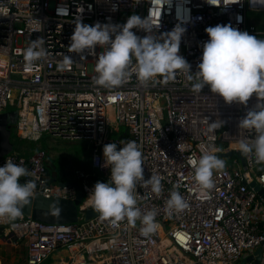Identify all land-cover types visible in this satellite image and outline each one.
<instances>
[{"label": "built area", "instance_id": "built-area-1", "mask_svg": "<svg viewBox=\"0 0 264 264\" xmlns=\"http://www.w3.org/2000/svg\"><path fill=\"white\" fill-rule=\"evenodd\" d=\"M63 6L67 15L57 13ZM150 6V0H0V11L8 13L0 15V113L8 105L14 108L15 132L34 141L44 133L86 138L91 145L90 166L100 174V182L110 177V169L103 166V146L114 142L119 149L135 140L142 151L144 179L163 177L161 194L142 183L135 191L141 213H157L159 227L146 237L140 220L131 227L126 220L102 221L98 214L86 219L91 209L86 200L94 183L87 181L88 173L77 171L84 194L75 222L47 223L23 213L15 221L0 220L7 240L25 242L26 264H42L59 248L69 252L59 264H245L244 256L256 248L262 249L260 264H264V198L255 189L264 191V163L257 164L254 156L243 157L237 150L241 139L255 138L254 132L239 129L238 122L257 104L256 95L246 105L229 104L207 85L193 92L195 81H188L183 72L167 84L159 77L141 84L132 75L121 87L109 90L93 82L97 55L103 49L97 46L94 55L68 52L79 19L88 25H122L132 14L146 17ZM151 11L159 13L154 17L160 22L157 34L177 24L185 29L178 54L193 72L209 39L206 27L230 24L251 35H264V26L257 25L259 18L249 19V14L264 16V0H240L219 7L207 0H169L162 9ZM133 31L145 35L142 30ZM38 37L44 38L47 56L27 69L24 50ZM62 54L73 58L70 71L57 70ZM111 114L118 125H124V132L110 125ZM216 120L223 121L222 126L212 129L210 123ZM114 132L117 137L110 136ZM36 135L39 138L33 139ZM216 148L222 149L216 155L235 158L231 166L214 171V188L204 194L193 179L190 160ZM45 157L44 148L27 157L11 152L0 158V166L11 159L28 169L29 175L20 182L34 180V195L73 199L72 186L49 179ZM174 190L189 207L169 214L166 201Z\"/></svg>", "mask_w": 264, "mask_h": 264}, {"label": "clouds", "instance_id": "clouds-1", "mask_svg": "<svg viewBox=\"0 0 264 264\" xmlns=\"http://www.w3.org/2000/svg\"><path fill=\"white\" fill-rule=\"evenodd\" d=\"M168 2L150 0V11L146 17L132 14L122 25L100 22L88 25L79 19L70 37L68 52L94 55L97 54V46L103 49L97 55L93 82L109 90L121 87L132 75L141 84H147L157 77L167 84L175 81L178 72H183L188 81H195L191 84L193 92L199 93L207 85L211 93L218 94L229 104L236 102L246 105L255 94L257 104L238 122L239 129L254 132L255 138L250 142L241 139L237 150L243 157L254 156L257 164L264 163V39H258L230 24L206 27L209 39L203 43L197 71L193 72L188 61L178 54L185 29L177 24L171 31L157 34L160 22L154 17L159 13L151 11V8L162 9ZM207 2L219 7L237 4L240 0H224L223 4L221 0ZM112 10H116L115 5ZM57 13L67 15V6L59 7ZM0 15L7 16L8 13L0 11ZM237 20L242 18L237 16ZM133 29L142 30L145 35L141 37ZM44 43V38L38 37L24 50L23 59L27 69L47 56ZM62 55L57 70L70 71L73 58ZM222 123L216 120L210 123L211 128H220ZM32 138L39 137L36 135ZM221 151L220 148L206 150L198 159L190 160L194 170L193 179L204 194L214 188V171L225 168V161L215 154ZM102 152L103 166L110 169L109 181H97L94 184L86 200L87 208L93 209L102 221L116 224L126 220L129 226L135 227L137 220H140L144 236L155 233L159 227L155 220L157 213L151 210L142 214L136 206L135 191L142 183L159 195L163 190V177L151 175L144 179L142 151L135 140L124 142L119 149L117 143L105 144ZM28 175V169L11 159L0 166V220L15 221L22 216L24 207L32 202L36 190L35 181L20 182L22 177ZM166 206L169 214H172L187 209L189 204L174 190L170 192ZM56 214H60L57 205Z\"/></svg>", "mask_w": 264, "mask_h": 264}, {"label": "rangeland", "instance_id": "rangeland-1", "mask_svg": "<svg viewBox=\"0 0 264 264\" xmlns=\"http://www.w3.org/2000/svg\"><path fill=\"white\" fill-rule=\"evenodd\" d=\"M259 18L264 22V16L262 14H249V19ZM258 39H264V35H255ZM14 108L10 105L4 109V111H11ZM109 123L112 126H118L119 132H124L126 128L124 125H118L114 118H109ZM112 137H117L118 133L114 132L110 134ZM9 143L12 147L6 152H15L23 156H29L39 148H44L47 152L45 158L46 164L49 168V173L53 174L57 172L56 183L63 181H75L82 186L81 178L77 177V171L86 172L89 174L88 182L96 183L100 181V174L91 168L90 156L91 145L86 138L69 139L62 137H52L49 133H44L42 137L37 140H29L21 138L16 132L14 126L9 128ZM217 156L225 161V166H231L233 164L234 155L232 156ZM76 172V173H75ZM78 178V179H77ZM68 253L64 250L55 249V251L46 259L42 264L47 261H53L58 264L59 257H65ZM21 263L24 262V257L20 259Z\"/></svg>", "mask_w": 264, "mask_h": 264}, {"label": "water", "instance_id": "water-1", "mask_svg": "<svg viewBox=\"0 0 264 264\" xmlns=\"http://www.w3.org/2000/svg\"><path fill=\"white\" fill-rule=\"evenodd\" d=\"M15 113L14 111H6L0 113V158L12 147L8 141L9 128L14 125ZM241 159H243L241 157ZM61 186H72L75 190V197L73 199L59 198L57 196L44 197L41 194H36L32 198V202L25 206L23 214L31 216L47 223H72L77 219V205L83 199V189L75 181L59 182ZM254 185V182L251 184ZM258 193L264 198V191L255 186ZM56 205L60 208V214H56ZM96 215L93 209L86 211L85 218ZM262 255V249L257 248L255 254L246 257L245 261L253 260L252 264H258ZM244 262V261H243Z\"/></svg>", "mask_w": 264, "mask_h": 264}, {"label": "crops", "instance_id": "crops-1", "mask_svg": "<svg viewBox=\"0 0 264 264\" xmlns=\"http://www.w3.org/2000/svg\"><path fill=\"white\" fill-rule=\"evenodd\" d=\"M259 20H260V22L257 23L258 27H263L264 22L261 19H259ZM260 23H262V24H260ZM46 156H47V152H46ZM89 164H90V162H89ZM49 176L52 178V181H54V182H56L55 180H58L56 171H54L53 174H49ZM63 182H65V181H63ZM59 249L66 251L64 248H59ZM256 249H254L251 254H255ZM66 253H68V254L65 257H59L58 264H59L60 260H64V258L68 257L69 252L66 251ZM251 254H249V255H251ZM26 255H27V249H26V244L23 240H19L17 243H13L12 241H9V240H7L6 237H4L3 231L0 230V264H26ZM249 255L244 256V263L248 262V261H245V259ZM22 257H24L23 263H21V261H20V259ZM260 261H261V258L259 259L258 264H260ZM252 263H253V260H251V264ZM44 264H55V263L53 261L49 260V261H47V263H44Z\"/></svg>", "mask_w": 264, "mask_h": 264}, {"label": "trees", "instance_id": "trees-1", "mask_svg": "<svg viewBox=\"0 0 264 264\" xmlns=\"http://www.w3.org/2000/svg\"><path fill=\"white\" fill-rule=\"evenodd\" d=\"M44 163H45L46 174L48 175L49 179L52 180V178L49 176V174H50V173H49V168H48L46 162H44ZM55 181H56V180H55Z\"/></svg>", "mask_w": 264, "mask_h": 264}, {"label": "flooded vegetation", "instance_id": "flooded-vegetation-1", "mask_svg": "<svg viewBox=\"0 0 264 264\" xmlns=\"http://www.w3.org/2000/svg\"><path fill=\"white\" fill-rule=\"evenodd\" d=\"M11 126H14V125H11ZM59 184V183H58Z\"/></svg>", "mask_w": 264, "mask_h": 264}]
</instances>
